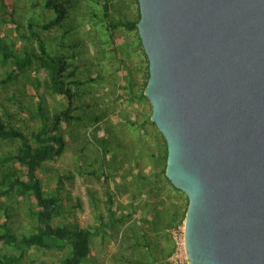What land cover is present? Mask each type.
Wrapping results in <instances>:
<instances>
[{
    "label": "rangeland",
    "instance_id": "rangeland-1",
    "mask_svg": "<svg viewBox=\"0 0 264 264\" xmlns=\"http://www.w3.org/2000/svg\"><path fill=\"white\" fill-rule=\"evenodd\" d=\"M44 0H5L0 6V38L18 53L37 52L28 22L45 23L53 12ZM138 0H70L60 26L37 29L51 54L65 62L66 94H54L44 69L34 63L25 76L2 84L12 70L0 61V117L27 136L52 116L67 112L54 134L65 142L63 152L36 171L46 194L55 193L63 177L61 213L55 226L91 232L90 253L84 264H172L183 254L187 197L165 175L166 142L150 120L151 104L144 96L148 59L137 27ZM18 90H22L21 95ZM18 140L0 139V158L15 154ZM26 179L16 162L0 165ZM37 204L15 190L0 196V225L17 238L36 230ZM4 228L0 227V235ZM51 249L16 247L0 240V260L14 264H62L64 242Z\"/></svg>",
    "mask_w": 264,
    "mask_h": 264
},
{
    "label": "water",
    "instance_id": "water-1",
    "mask_svg": "<svg viewBox=\"0 0 264 264\" xmlns=\"http://www.w3.org/2000/svg\"><path fill=\"white\" fill-rule=\"evenodd\" d=\"M138 4L188 264H264V0Z\"/></svg>",
    "mask_w": 264,
    "mask_h": 264
},
{
    "label": "trees",
    "instance_id": "trees-1",
    "mask_svg": "<svg viewBox=\"0 0 264 264\" xmlns=\"http://www.w3.org/2000/svg\"><path fill=\"white\" fill-rule=\"evenodd\" d=\"M69 3L70 0H44L43 6L53 12V18L45 23H36L32 20L28 22L29 35L35 38L37 52L24 50L22 53H18L15 49L9 48L0 38V61L3 64L10 61L13 67L2 80V84L17 81L19 77L25 76L34 63H37L39 69L46 71L47 83L52 93L59 95L67 93L63 81V71L66 68L64 59L62 56L49 52L43 37L37 33V29L46 31L60 26L66 17ZM0 6L2 9L5 8V0H0ZM129 26L136 28V22ZM18 91L21 95L23 94L22 90ZM38 114L44 125L39 130L32 132L30 136L7 125L0 117V139L19 141L15 154L0 158V165L16 162L23 168L26 176V179H23L16 175V171H3L0 177V196L15 190L18 194L31 195L37 204L35 212L36 230L34 232L17 238L6 228L5 224H1L0 227L4 228V233L0 235V240L16 247L43 249L60 247L58 242H64L68 251L61 263L84 264V260L90 253L91 232L85 229L52 224V219L59 215L63 209V202L59 194L63 177L58 178L55 193L46 194L36 173L44 162L54 160L63 152L64 139L60 134H54L53 131L56 130L60 119L67 116V112L54 114L50 128L45 124L47 120L41 108H38ZM16 261V258L5 257L0 260V264H14Z\"/></svg>",
    "mask_w": 264,
    "mask_h": 264
},
{
    "label": "built area",
    "instance_id": "built-area-1",
    "mask_svg": "<svg viewBox=\"0 0 264 264\" xmlns=\"http://www.w3.org/2000/svg\"><path fill=\"white\" fill-rule=\"evenodd\" d=\"M181 246L184 249L183 245V239L181 240ZM172 261L174 264H188V260L186 258L185 252L183 250V254L179 253V251H176L172 256Z\"/></svg>",
    "mask_w": 264,
    "mask_h": 264
},
{
    "label": "crops",
    "instance_id": "crops-1",
    "mask_svg": "<svg viewBox=\"0 0 264 264\" xmlns=\"http://www.w3.org/2000/svg\"><path fill=\"white\" fill-rule=\"evenodd\" d=\"M159 264H172L171 262L168 261L167 257L163 259L162 261L159 262Z\"/></svg>",
    "mask_w": 264,
    "mask_h": 264
}]
</instances>
